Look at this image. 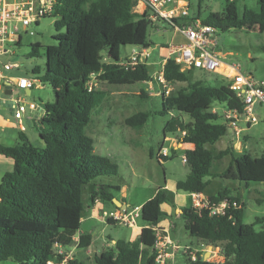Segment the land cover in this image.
I'll use <instances>...</instances> for the list:
<instances>
[{"label":"trees","instance_id":"trees-1","mask_svg":"<svg viewBox=\"0 0 264 264\" xmlns=\"http://www.w3.org/2000/svg\"><path fill=\"white\" fill-rule=\"evenodd\" d=\"M137 2L53 0L51 17L57 32L53 37L56 44L45 47L41 82L50 84L54 101L44 104L38 120L43 147L33 146L24 136L20 145H0V154L13 161V169L0 182V262L47 264L61 260L58 247L76 245L79 250L90 246L92 238L88 233H83L77 243L73 241L87 205L84 195L90 203H111L112 193L97 181L116 176L117 165L94 151V141L85 128L94 109L106 99L110 85L153 80L145 61L133 66L120 62L122 46L151 47L147 44V33L154 21L148 10L143 13L134 10ZM257 7L253 11L244 6L238 12L236 0H225L221 12L210 13L201 23L215 30L264 27V0H257ZM40 47L39 43L31 44L29 55L37 57ZM125 61H129V56ZM192 70L181 71L172 57L166 59L162 69L166 84H184L175 95H161L160 113L170 115L164 130L175 135L178 143L192 145L185 151L189 173L176 182V190L202 194L210 178L246 187L250 183H264V155L253 156L245 149L237 153L231 143L216 153L207 148L226 136L228 130L226 124L218 123L217 112H211L212 103L216 101L225 109L239 112L243 103L229 89L227 80L219 82V75L215 74L218 85L202 79L190 81L188 75ZM31 73L37 75L39 71L33 69ZM92 79L94 85L90 89ZM181 114H186L191 122L185 123ZM149 117V113L139 112L124 122L139 128ZM171 157L161 155L158 159L166 161ZM224 157H229L227 167L212 173L214 161ZM207 201L209 207L179 208V216L190 237L219 248L222 261L204 259L203 253H196L194 260L185 255L186 264H264V216L245 223V203L231 196L227 188L208 196ZM222 201L226 202L223 212L213 213L212 208ZM163 204L175 207L170 194L159 188L140 208L136 219L141 226L138 236L133 240H116L95 256V264H155L154 228L164 235L157 227L166 215ZM72 264H78L75 257Z\"/></svg>","mask_w":264,"mask_h":264},{"label":"rangeland","instance_id":"rangeland-1","mask_svg":"<svg viewBox=\"0 0 264 264\" xmlns=\"http://www.w3.org/2000/svg\"><path fill=\"white\" fill-rule=\"evenodd\" d=\"M238 12H241L243 7L257 11V0H236ZM189 3V17L200 16V19L206 20L210 13H219L223 10L225 0H187ZM54 18L47 16L39 19L37 25H31L26 33H21V42L19 45H13L11 53L1 57V62H16L21 65L19 70L11 72H3L4 75L12 77H27L36 81L30 95H14L13 97H22L28 102L35 103L38 106H44L45 103L54 101V94L51 86L47 82H41V78L45 71V47L56 44L53 37L57 34L53 26ZM156 25L159 31H155L154 26L148 28L147 44L155 47L154 54L149 58L147 65L152 71L153 81L140 82L133 85H110L107 98L94 109L91 115L89 124L85 131L94 141V151L104 157H108L114 164L117 165V175L102 179L105 182L111 181L120 186L121 190L115 192L116 201H121V197L125 194L126 201L138 205L141 201L152 195L158 188L163 186L164 180L174 181L183 180L189 173V168L183 162L186 147H177L178 143L175 135L165 132L164 127L170 119V115L161 114L162 85L169 92L168 95H175L184 84L176 83L168 85L164 81L161 72L163 67L161 64L153 66V59H159L158 55H165L161 45L168 44L172 30L158 21ZM164 28V29H163ZM217 41L216 52L219 53L220 59L236 66L243 75H250L256 84L264 85V27L246 26L240 30H214ZM64 33V30H61ZM39 43L41 45L37 57L29 55L30 45ZM141 47L137 46H122L120 47L119 57L120 62H124L131 52H138ZM37 69L39 74L33 75L31 71ZM189 80L196 81L202 79L210 84L218 85L215 80V74L204 72L199 69H193L189 73ZM158 77V79H157ZM219 82H226L220 76H217ZM37 80L39 83H37ZM160 81V82H159ZM157 82L159 86H155ZM151 86V88H149ZM144 90L141 91L140 89ZM159 88V89H158ZM158 91V95H151ZM144 94L145 97H142ZM5 97L3 91L0 90V98ZM9 97V96H7ZM1 104V101H0ZM215 109L219 119L218 123L225 124L223 112L225 107L214 101L211 105ZM4 110L10 114L7 109L0 105V112ZM27 115L29 109L26 106ZM139 112L149 113L150 117L146 123L139 128H132L125 124V119ZM26 114V113H25ZM176 114V113H175ZM185 123L191 122V119L186 114H181ZM7 120V118H5ZM25 124L26 135L30 143L35 147H43V143L39 137V122L35 119L29 120ZM243 128L240 136V141L245 143L248 153L253 156L264 155V121L261 119L251 126L245 123H239ZM231 137V132L228 130L226 136L216 142L214 145H207V148L216 153L224 142ZM152 152V157L150 156ZM168 153L173 156L166 161L158 159L159 154ZM166 153V154H167ZM161 156V155H160ZM224 161H214L211 172L217 173L223 167ZM235 184L233 181L210 178V185L206 189L208 195H215L218 191L224 188L232 187ZM243 184V183H242ZM243 186V185H242ZM254 190V196L250 191ZM240 199L245 203L243 213L244 222L249 224L254 222L256 217L264 216V183H250L249 188L241 189ZM86 194L84 195V203L88 204ZM257 200L262 202L258 203ZM108 203V202H107ZM110 203V202H109ZM111 204V203H110ZM109 204V205H110ZM169 215L161 220L168 221L172 219L175 223V230L171 232V237L179 246L177 251L178 264H186L187 256L182 253V248L185 245L195 242L184 229V222L180 218H175L176 212L171 205H166ZM130 206L128 210H132ZM100 220V221H99ZM95 226L93 237H97L98 241L94 243V248L97 249V254L100 253L99 243L102 239H131L133 230L131 227L124 225H109L105 220L99 219ZM191 241V242H190ZM207 249V245H204ZM86 249L78 250V264H95L94 255L88 254L85 256ZM205 256V254H204ZM208 260L222 261L218 247H213L212 257L208 256ZM0 264H16L11 260L0 262Z\"/></svg>","mask_w":264,"mask_h":264},{"label":"built area","instance_id":"built-area-1","mask_svg":"<svg viewBox=\"0 0 264 264\" xmlns=\"http://www.w3.org/2000/svg\"><path fill=\"white\" fill-rule=\"evenodd\" d=\"M145 3L148 10L153 11V16L164 20L186 38L185 44L175 46L169 53V57H172L175 63L180 66V70L185 71L193 68L217 74L229 82V89L242 101L241 112L236 109H224L223 112L225 124L232 130L234 141L239 144V147H242L240 136L244 129L239 126V123L251 126L260 119L264 121V85L256 84L250 75H243L236 66L220 59V55L215 49L217 45L215 29L202 24L199 20L185 21L189 14L188 3H181L178 0H146ZM53 4V0H0V82L14 85L18 90L23 91L30 90L35 86L36 81L31 78L6 77L3 72L19 70L21 65L16 62H1V57L11 53L13 45L20 44L21 33H26L29 26L37 25L39 19L52 15ZM175 20H179L180 24ZM144 56V51L133 52L129 55V61H124L122 64L133 66L142 62ZM159 79H161L159 82L163 83L162 72ZM152 81H149L150 85ZM37 83L39 82L37 81ZM93 85L92 79L89 88L91 89ZM162 90L161 94H169L163 85ZM12 104L14 107L13 117L19 126H21V121L26 113V106L30 111H35L37 108L34 103L27 104L22 99L14 100ZM215 112L212 110V113ZM183 162L186 163L185 156ZM191 197L194 199L195 207H209L207 198L200 194L191 193ZM225 206L226 202L222 201L212 208V212H223ZM139 211L140 208H133L109 214L103 212L102 215L110 223L135 227ZM154 230L157 231L155 264H166L168 260L174 258L180 248L178 245H174L168 237L158 232L157 228ZM73 241L78 242L76 237L73 238ZM75 248L76 245L69 248L58 247L57 254L62 256L61 260L58 262L48 261L47 264H72ZM182 253L194 260L197 251L190 246H184Z\"/></svg>","mask_w":264,"mask_h":264},{"label":"crops","instance_id":"crops-1","mask_svg":"<svg viewBox=\"0 0 264 264\" xmlns=\"http://www.w3.org/2000/svg\"><path fill=\"white\" fill-rule=\"evenodd\" d=\"M178 1H180L181 3L182 2L183 3H185V2L188 3L187 0H178ZM145 2H146V0H138L137 6L135 7L134 10L137 13H143L145 10H148ZM188 7H189V3H188ZM150 16H151V19L154 21L153 26H154L155 31H159V27L156 25V23L158 21H161L164 25H167L168 28L172 30V34H171V36L169 38L168 44L161 45L163 50L165 51V55L164 56L163 55H160V56L158 55L159 59H153V61L151 62V63H153V66H155L156 64H161V63H162V65H164L166 59L169 58L170 51L177 45L185 44L187 42V40L180 32L176 31L171 25H169L164 20L159 19V18H157V17H155L153 15H150ZM188 18L202 21L200 19L199 15H197L196 17H189V14H188ZM188 18H187V20H188ZM154 49H155V47L144 48V49H140L137 53H141V52L144 51L145 56L142 58V60L145 61L146 64H148V63H150L149 62V58H151L152 55L155 52ZM133 52H135V51H133ZM133 52H131V53H133ZM162 65H161V67H162ZM9 72H11V71H9ZM5 76L6 77L15 78V79L18 78V77H12V76H9V75H5ZM154 85L157 86V87L159 86V84L157 82H154ZM121 86H123V85H121ZM0 90H2L3 94L5 95V97L0 98V101H1L0 105H1L2 108L7 109L9 111V113H10V114H8L4 110H2L3 112H0V145L8 146V147L20 145L22 143L21 136H24L29 141V139H28V137H27V135L25 133L26 130H25V127H24V124H25L24 120L21 121V126H19L17 121L13 117L14 107H13L12 102L14 100H17V99L24 100V98H22V97H17V99H15L14 95H17V96H19V95H21V96L22 95H30L32 89L24 90V91L22 90L23 92L20 93V90H18L14 85L11 86L9 84H5V83L0 82ZM140 90L144 91L142 89H140ZM18 91H19V93H18ZM154 92L155 93H152L151 95H153V94L154 95H158V93H159L158 91H154ZM7 96H9V97H7ZM106 98H107V96H106ZM24 101L26 102V100H24ZM28 103H32V102H28ZM36 107L37 108H36L35 111H30L29 110V115L27 117H26L27 112H26V114H24L23 118H25L26 123L29 120L33 121L35 119L36 121H38L41 118V116L43 114L42 106L36 105ZM212 110L215 111V109H212ZM5 118H7V120ZM228 130L231 132V137L228 138L227 141L224 142L223 146L220 147L219 150L225 149L226 146L228 145V143L229 144L231 143L233 145V147H234V149H235V151L237 153L241 152L243 149H246L247 148L246 147V143L247 142L244 141L245 143H242V147H239V144L234 141V137L232 135V130L229 129V128H228ZM175 145L177 147H186V150L192 148V145H186V144H181V143H175ZM166 153L159 154L158 156H160V155L164 156L165 155L167 157H170L169 154L168 153L166 154ZM219 161H224L223 162L224 163L223 167L220 169V171H218V172H222L227 167V165L229 163V157H224L223 159H221ZM12 169H13V161H12V159L9 158V157H5V156L0 154V182H1L2 177L4 176V174L7 173V172H10ZM216 179H222V178H216ZM177 181L178 180H174V181H169L168 180L167 181V179H166V180H164L163 186L160 187V188H164L170 194V196H171V198L173 200V203L175 205V207L173 208V210L176 212L175 218H180V216H179V208H184V207H187V206H194V204H193L194 199L191 197V194L184 193V192L176 190V182ZM97 183H100V184L104 185L105 190H108V191H110L112 193V195H113L112 200H111L112 202H111V204L109 202L107 203V202H103V201H95L94 203L88 202V204L85 207V211L83 213L82 223L86 222V221H91V222H93V224L91 226L90 231L84 232L80 228L78 230V232L76 233V235H75L76 239L78 240L79 237L83 233L90 234L92 240H91L90 246L86 249L85 256L88 257V254H93L94 258H95L96 255H98L97 254V249L94 248V243L96 241H98L97 237H95V238L93 237L94 226H95L96 222L99 219L105 220L103 218L102 213L103 212H107L109 214V213H115L116 211L117 212L118 211H122L124 209L128 210V208L130 206H133V208H141V206L147 200H149L151 197H153L154 194L156 193V191L159 189L158 188L154 193H152V195L147 197L145 200L141 201L138 205H133V203L126 201L125 194L122 195L121 201H118V204H117L115 196H114V193L115 192H119L120 193V191L123 190V189H121L118 184L113 183L111 181L105 182V181L101 180V181H97ZM209 185H210V182H209ZM90 187L91 186H89V188ZM207 187H206V189H207ZM117 188H118V190H117ZM244 188L248 189L249 187L242 186L238 182H235V184L232 187H229L227 189L231 190V196H237V197L240 198V196H239L240 192L239 191L241 189H244ZM206 189H205L204 193L200 194L204 198H207L208 196H212V195H208L206 193ZM253 191L254 190L250 191V194H252V196H254V194H255V192H253ZM166 205L167 204H163L162 205V210L165 213L169 209V208H167ZM169 213L172 214V212H168L166 214L169 215ZM106 223L109 224L110 226L111 225H115V224L110 223L108 221H106ZM157 227L161 228L163 230L164 236L168 237L169 240L174 245H178V244L175 243V241L171 237V232L176 229L175 228V223L172 221V219H170L168 221H165V222L164 221L160 222ZM131 229L133 230L131 239H125V240H133V239H135L138 236V234H139V232L141 230V226L138 225V223L136 221V226L135 227H131ZM110 238H111L110 235H108L107 239H102L100 241V243H99L100 253L102 251H104L106 248H108L111 245H113L116 240H118L117 238H114V239H110ZM204 245L205 244L199 242L198 240H195V242H191L190 244L185 245V246H190L193 250L197 251V253H203L205 255L208 254V256L211 258L212 257V253H213V247L212 246H207V249L205 250L204 249ZM209 250H211V252H209ZM176 253H175L174 258L172 260H168L166 264H178V262H177V254ZM74 255H75L76 260L78 261V250L75 249Z\"/></svg>","mask_w":264,"mask_h":264},{"label":"water","instance_id":"water-1","mask_svg":"<svg viewBox=\"0 0 264 264\" xmlns=\"http://www.w3.org/2000/svg\"><path fill=\"white\" fill-rule=\"evenodd\" d=\"M147 13H148L149 15H153V11H152V10H148ZM22 92H23V91L20 90V93H22ZM18 93H19V91H18ZM116 202H117V204H118V201H116ZM92 224H93V222H91V221L83 222V223L81 224V229H82L84 232H88V231H90ZM207 258H208V254H206V255L204 256V259H207Z\"/></svg>","mask_w":264,"mask_h":264},{"label":"bare ground","instance_id":"bare-ground-1","mask_svg":"<svg viewBox=\"0 0 264 264\" xmlns=\"http://www.w3.org/2000/svg\"><path fill=\"white\" fill-rule=\"evenodd\" d=\"M162 67H163V65H162Z\"/></svg>","mask_w":264,"mask_h":264}]
</instances>
